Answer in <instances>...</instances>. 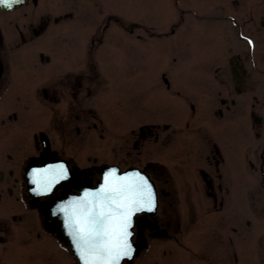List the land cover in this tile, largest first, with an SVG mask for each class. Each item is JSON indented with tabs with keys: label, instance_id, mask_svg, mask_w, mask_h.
<instances>
[{
	"label": "flooded vegetation",
	"instance_id": "obj_1",
	"mask_svg": "<svg viewBox=\"0 0 264 264\" xmlns=\"http://www.w3.org/2000/svg\"><path fill=\"white\" fill-rule=\"evenodd\" d=\"M145 1L0 6V264H81L52 212L97 189L109 165L145 172L160 198L159 211L135 218L134 244L146 247L122 264H264V0H154L161 23L122 19V7L137 13ZM157 42L189 66L161 74L170 88L151 77L157 94L122 103V135L104 162L93 151L107 137L98 90L147 67ZM86 65L87 92L52 87ZM60 163L70 178L35 195L32 170Z\"/></svg>",
	"mask_w": 264,
	"mask_h": 264
},
{
	"label": "snow or ice",
	"instance_id": "obj_2",
	"mask_svg": "<svg viewBox=\"0 0 264 264\" xmlns=\"http://www.w3.org/2000/svg\"><path fill=\"white\" fill-rule=\"evenodd\" d=\"M23 0H0V6L8 9ZM251 46L252 41L244 37ZM166 88L170 84L162 78ZM89 84L88 65L82 74L70 81L54 83L52 87L67 88L72 95L87 92ZM144 132V129H141ZM151 132V129H148ZM118 169L108 170L104 184L94 191H86L83 196L62 202L52 212L59 215L65 234L70 237L82 264H121L124 259H134L136 217L159 211L160 198L151 178L139 169L117 175ZM32 189L37 196L50 194L61 181L70 178V170L60 163L42 169L32 170ZM251 196V193L249 194ZM148 226V225H146ZM251 227V221H248ZM4 228L0 225V237Z\"/></svg>",
	"mask_w": 264,
	"mask_h": 264
},
{
	"label": "rangeland",
	"instance_id": "obj_3",
	"mask_svg": "<svg viewBox=\"0 0 264 264\" xmlns=\"http://www.w3.org/2000/svg\"><path fill=\"white\" fill-rule=\"evenodd\" d=\"M157 1L158 0H156V3ZM153 2L154 0H146L144 3H141L142 8H140V11L137 13H131L133 11L130 12L127 9L123 10L124 7H122V19L126 22H130L131 18L133 20L136 18L142 22H151L153 24L155 22L161 23L163 16L165 15L162 11H156L155 6H152ZM131 43L134 44L135 42H130L128 45L123 44L122 47H130ZM155 46L156 49H154L153 57L147 61V67H143L142 65V67H138L137 69H134L135 66L131 69L129 68L126 70V74L123 76V78L122 76L118 79L108 78L106 79L108 85L101 87L98 90V94L95 98V112L98 114V116H100L104 114L103 112L107 108L105 113L107 117H105L103 124H100V126H103L106 129L105 134H107V137H105V145L99 140L98 137H95L93 142V151L94 156L100 155L102 161L104 162H107L109 158L107 151L109 146H106V144H115V142H117L122 135V103H126V105L131 108L132 105L136 103V99H138L137 97L141 96V98L144 99L147 96V93L154 96V94H157L158 91L155 90L152 92L150 80L153 82V78L157 77L156 82H158L162 87L163 84L161 83V74L163 72H167L169 76L176 75V77H178L181 76V72L185 71L184 69L189 66V64L186 63V60H184L182 56L180 57L182 53H175L172 51L173 48L171 43L157 42ZM175 47L176 46H174V48ZM112 49H114L112 45H106L103 47V50H106L105 53L110 52ZM180 49L183 48L180 47ZM117 54L118 53L116 52L115 55ZM106 60H108V58H106ZM151 77L153 78L151 79ZM158 83H156L157 86ZM113 95L116 97L113 98ZM107 96H110L111 98L107 99ZM169 109L170 111H168V113H175L178 110V107L173 104ZM183 113L184 111L178 117H182ZM102 118L104 117L102 116ZM107 118L110 119L109 124L106 122V120H108ZM167 118L171 119L170 117ZM172 119L177 132L179 133L183 127V121L177 120V117ZM97 121L98 120L96 119V122ZM109 126L110 129L112 130L113 128L115 132H113V130L109 132ZM108 133L111 136V139L108 137ZM180 137L182 138V133L180 134ZM178 151V149L175 150V152ZM111 156L113 158L112 160L122 159V152H119L118 149H115V151L112 150Z\"/></svg>",
	"mask_w": 264,
	"mask_h": 264
}]
</instances>
